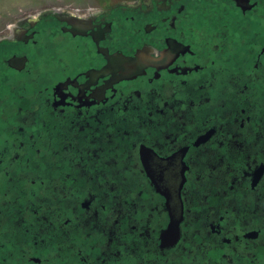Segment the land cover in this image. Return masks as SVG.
Listing matches in <instances>:
<instances>
[{"label": "flooded vegetation", "instance_id": "af4514ba", "mask_svg": "<svg viewBox=\"0 0 264 264\" xmlns=\"http://www.w3.org/2000/svg\"><path fill=\"white\" fill-rule=\"evenodd\" d=\"M0 264H264V0L0 30Z\"/></svg>", "mask_w": 264, "mask_h": 264}, {"label": "rangeland", "instance_id": "374dc122", "mask_svg": "<svg viewBox=\"0 0 264 264\" xmlns=\"http://www.w3.org/2000/svg\"><path fill=\"white\" fill-rule=\"evenodd\" d=\"M92 1L94 0H0V30L13 23L17 16L35 14L48 6H75Z\"/></svg>", "mask_w": 264, "mask_h": 264}]
</instances>
